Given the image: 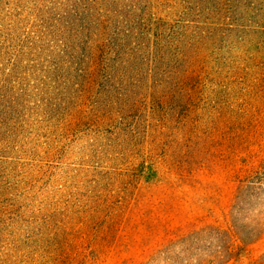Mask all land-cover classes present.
<instances>
[{
  "label": "rangeland",
  "instance_id": "1",
  "mask_svg": "<svg viewBox=\"0 0 264 264\" xmlns=\"http://www.w3.org/2000/svg\"><path fill=\"white\" fill-rule=\"evenodd\" d=\"M264 0H0V264H264Z\"/></svg>",
  "mask_w": 264,
  "mask_h": 264
},
{
  "label": "trees",
  "instance_id": "2",
  "mask_svg": "<svg viewBox=\"0 0 264 264\" xmlns=\"http://www.w3.org/2000/svg\"><path fill=\"white\" fill-rule=\"evenodd\" d=\"M253 182L264 183V160L251 178Z\"/></svg>",
  "mask_w": 264,
  "mask_h": 264
}]
</instances>
